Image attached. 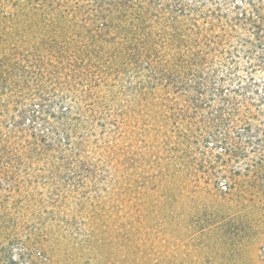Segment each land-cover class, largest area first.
Segmentation results:
<instances>
[{
    "label": "rangeland",
    "instance_id": "1",
    "mask_svg": "<svg viewBox=\"0 0 264 264\" xmlns=\"http://www.w3.org/2000/svg\"><path fill=\"white\" fill-rule=\"evenodd\" d=\"M43 2L0 0V25L34 28ZM139 71L90 91L86 163L20 186L0 264H264V148Z\"/></svg>",
    "mask_w": 264,
    "mask_h": 264
},
{
    "label": "trees",
    "instance_id": "2",
    "mask_svg": "<svg viewBox=\"0 0 264 264\" xmlns=\"http://www.w3.org/2000/svg\"><path fill=\"white\" fill-rule=\"evenodd\" d=\"M48 1L34 28L0 25V230L24 225L23 183L87 162L89 93L132 70L264 148V0Z\"/></svg>",
    "mask_w": 264,
    "mask_h": 264
}]
</instances>
